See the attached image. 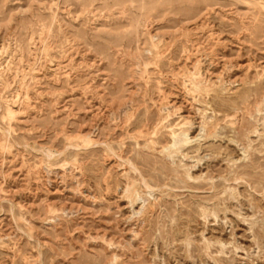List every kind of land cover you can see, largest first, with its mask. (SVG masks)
I'll return each mask as SVG.
<instances>
[{
    "label": "rangeland",
    "instance_id": "1",
    "mask_svg": "<svg viewBox=\"0 0 264 264\" xmlns=\"http://www.w3.org/2000/svg\"><path fill=\"white\" fill-rule=\"evenodd\" d=\"M0 264H264V0H0Z\"/></svg>",
    "mask_w": 264,
    "mask_h": 264
},
{
    "label": "bare ground",
    "instance_id": "2",
    "mask_svg": "<svg viewBox=\"0 0 264 264\" xmlns=\"http://www.w3.org/2000/svg\"><path fill=\"white\" fill-rule=\"evenodd\" d=\"M130 199H131V198H130ZM130 199H129V200H130ZM131 201H133V199H131Z\"/></svg>",
    "mask_w": 264,
    "mask_h": 264
}]
</instances>
